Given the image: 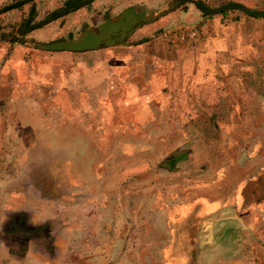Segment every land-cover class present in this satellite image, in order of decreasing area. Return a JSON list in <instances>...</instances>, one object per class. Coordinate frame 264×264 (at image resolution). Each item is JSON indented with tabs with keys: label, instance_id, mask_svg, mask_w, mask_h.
Wrapping results in <instances>:
<instances>
[{
	"label": "rangeland",
	"instance_id": "rangeland-1",
	"mask_svg": "<svg viewBox=\"0 0 264 264\" xmlns=\"http://www.w3.org/2000/svg\"><path fill=\"white\" fill-rule=\"evenodd\" d=\"M23 1L28 5L36 1V14L63 11L60 7L63 0H0V9L14 3L22 4L0 17V44L5 45V49L0 48V264H23L22 260L11 257L13 253L9 247L22 254L24 241L18 237L27 238L32 232L34 224L25 208L29 204L26 202L39 197L37 192H30L32 183L42 188L45 198L55 199L58 194L69 193L75 187L84 193L81 196L91 200L90 206L79 205L77 239L57 253L55 247L51 248L53 236L47 234L49 249L47 256L38 258L40 264H198L202 248L222 246L224 243L220 241L222 238L227 240L228 235L225 232L209 235L204 225L206 219L212 218L210 213H200L198 208L186 211L181 205L189 195L192 200L199 198L197 196L208 200L227 196L248 172L253 174V170L256 172L264 163V23L252 26L256 30L255 36L245 33L241 36L244 43L235 61L224 64L222 76L211 78L207 89L193 100L195 104L202 101L207 111L217 110L213 114L219 123L217 130H132L124 127L129 125L134 115L91 116V109L90 113L74 110L73 106H80L77 98L68 99L72 106L66 118L53 108L48 110V102L54 106L56 99L50 98L54 97V89L46 83H32V89L27 92L29 97L24 96L23 77L20 79L23 82L12 81L15 68L5 61L12 47L8 43L18 39L14 33L27 13ZM132 1L136 0H127L128 3ZM144 1L132 7L131 12H137L140 17L132 23L164 19L156 33L163 42L167 41L168 46L175 49L195 53L194 47L202 37L200 23L206 16L194 3ZM193 1H200L210 8L229 2L240 3L237 0ZM242 1L248 4L244 6L249 9L264 11V0ZM149 4H154L157 10L147 9ZM225 13L245 15L239 11L221 14ZM86 14H91V7ZM67 16L62 21L60 16L55 17L51 23H57L59 29L67 22L73 24V14ZM100 17L97 16L96 20ZM100 28L75 30L52 44L70 52L96 48L112 37L109 31L114 28V21L106 22L98 31ZM95 31L98 32L94 36ZM123 38L124 34L115 40ZM155 43V40L151 41L147 50L158 55ZM249 44H254L253 50L246 48ZM232 57L229 56L230 59ZM10 86L16 88L18 98L8 97L7 88ZM215 104L217 107L213 108ZM43 107L47 112H40ZM12 109L17 113L10 112ZM114 110L118 113L121 107L115 106ZM190 116L196 117L195 114ZM203 116L209 118L211 114L203 113L202 120ZM178 118L180 121L188 119L182 114ZM176 149L188 152L187 157L170 171L168 164L163 162ZM237 170L240 171L238 177ZM9 182L15 191L14 210L11 209L14 206L7 209L8 194L3 188ZM246 182L237 187L239 195L234 201L235 213L232 216L237 217L238 222L251 214L259 219V208L263 207L258 202L264 196V179L257 184ZM249 197L255 202L244 209V200L248 203ZM199 202L195 200L192 205ZM174 207L177 208L174 210ZM88 215L95 216V221ZM108 219L124 221L123 226H110V236L103 233L101 225ZM255 233L256 237L261 235L257 228ZM206 234L208 236L204 237ZM245 244L240 239L238 249H244ZM261 248L256 246L254 264H264V253L259 254L263 251ZM233 260L238 261L236 258ZM208 261L211 262L212 258Z\"/></svg>",
	"mask_w": 264,
	"mask_h": 264
},
{
	"label": "crops",
	"instance_id": "crops-1",
	"mask_svg": "<svg viewBox=\"0 0 264 264\" xmlns=\"http://www.w3.org/2000/svg\"><path fill=\"white\" fill-rule=\"evenodd\" d=\"M67 1L63 0L61 3L62 10ZM237 1L248 6L242 0ZM140 2L145 3L144 0L130 3L127 0H91L74 12L64 14V11L61 13L51 11L43 15L34 12L36 1L31 2L30 5L25 4L23 8L27 9V13L22 17L23 26L20 24V28L14 33V36L19 40L13 39L14 42L8 43L12 47L8 58L5 59L10 67L15 68L12 73V81L18 83L24 81L26 93L24 96L27 97H29L27 92L32 89V83L39 82L41 85L46 83L50 89H54V97L50 96V98L58 99V101H54V106L51 101L48 102V110L53 108L64 118L67 117L65 115H68L70 106H72L68 99L77 98L80 106H73L74 110L90 113L91 109V116L94 114L114 115L115 117L118 114L134 115L129 125L124 127L126 129L217 130L219 123L213 118V114L217 113V110L209 109L207 111L208 109L202 101L198 100V104H195L193 100L195 97H200L203 89H207L210 80L222 76L224 64H232L235 61L234 58L244 43L241 41V36L245 34L255 36L256 30L252 26L264 23L262 21L264 18L256 19L245 15H228L227 13L203 17L205 19L200 23L201 41L198 46L194 47L196 52L192 53L185 49L168 46V42L166 41L165 44L164 40L156 34L160 26L163 25L164 19L132 23L135 18H140L137 12H131L132 7ZM90 7L91 14H86ZM146 8L157 10L158 7L149 4ZM70 14H73L74 17V23L71 25L67 22V25L59 29L57 23H51L55 17L60 16L62 21ZM1 15L3 13L0 14V17ZM99 15L101 17L97 21L96 17ZM109 21H114V28L110 29L109 33L112 37L104 45L70 52L52 44L56 40L68 37L75 30L88 28L94 30L101 27L98 29L99 31ZM129 26L131 28L127 30ZM97 32L95 31L94 36ZM123 34L125 38L115 40L117 36ZM151 39L156 41L157 49L155 51L158 55L147 50V46L153 41ZM0 48L5 49V45L1 43ZM246 48L253 50L254 44H249ZM229 56L233 57L230 59ZM21 77H23V81L20 80ZM12 87L7 88L8 97L18 98L19 93L16 88ZM95 104L96 106H94ZM216 105L213 108L217 107ZM115 106L121 107L120 112L117 113L114 110ZM93 107L98 108L94 109ZM204 107L205 109H203ZM12 111L17 113L13 109L10 110V112ZM40 112H47V109L43 107V111ZM203 113L211 114V116L209 118L203 116L202 120ZM180 114L187 115L188 119L183 118V121H180L178 118ZM190 114H195L196 117L190 116ZM109 122L112 123V121ZM30 127L33 128L31 125ZM98 128L103 127L98 126ZM177 152L180 151L174 150L166 158ZM251 172H248L245 178L238 182L230 194L221 199L208 200L197 196L199 198L192 200V196L189 195L181 205L186 211L198 208L200 213L203 211H205V215L210 213L212 218L206 219L204 225L209 235H215L218 232H225L228 235L227 240L223 241L224 238H222L220 241L224 243L222 246L214 244L215 246L211 249L202 248L198 256V264H217L218 259V264H254L256 246L262 247L263 251H259V254L264 253V239L262 238L264 234V232L262 234L264 231V203H261L264 201V196L259 198L258 202L260 206H263L259 208V219L261 220L251 214L242 218L243 220L240 219L242 222H238L237 217L232 216L235 213L234 201L238 199L239 195L237 187L245 181L256 184L262 182L264 163L256 172L254 170L253 174ZM236 173L237 177L240 176L239 170ZM6 184L7 186L3 188L8 194L7 209L10 210L16 203L15 191L10 188V182ZM225 185L227 186V184ZM30 189L31 193L35 191L39 195L34 201L26 202L29 203L28 208L25 206L26 210L30 212L34 224L31 228L32 232L27 238L18 237L19 240L23 239L24 241L22 254L13 247H9V250L13 253L10 254L11 257L22 260L23 264H40L41 261L38 258L43 259V256H47L49 249L46 243L47 234L53 236L51 248L55 247L57 253L58 250L62 252L64 248H68L69 244L77 239L80 222L79 205L82 203L90 206L91 200L85 198L84 195L81 196L84 193L80 191V188L75 187L69 193L58 194L55 199L49 196L45 198L42 195V188L35 183L30 185ZM195 200H200V202L192 205ZM254 202L252 197H249L248 203L244 200L243 208H247L248 204L251 205ZM15 208L14 206L11 209ZM176 208L174 207V210ZM88 216L89 219L92 217L93 222L95 221V216ZM256 216L258 215L256 214ZM44 223L47 224L42 228ZM101 225L104 229L103 233L110 236L112 235L111 227L123 226L124 221L108 219ZM255 228L261 233V235H257L258 238ZM208 234L204 237H207ZM240 239L242 243H246L244 249H238L240 248ZM13 240L16 241V239ZM208 258H212V261H208ZM234 258L238 261H234ZM250 258H252V262H249Z\"/></svg>",
	"mask_w": 264,
	"mask_h": 264
},
{
	"label": "water",
	"instance_id": "water-1",
	"mask_svg": "<svg viewBox=\"0 0 264 264\" xmlns=\"http://www.w3.org/2000/svg\"><path fill=\"white\" fill-rule=\"evenodd\" d=\"M181 4L183 3H194L197 9L204 14L205 16L217 15L221 14L225 11H239L245 15H248L253 18H262L264 17V11H254L252 9L247 8L246 6L242 5L241 3L237 2H229L223 6L218 8H210L204 5L200 1H193V0H179Z\"/></svg>",
	"mask_w": 264,
	"mask_h": 264
},
{
	"label": "trees",
	"instance_id": "trees-1",
	"mask_svg": "<svg viewBox=\"0 0 264 264\" xmlns=\"http://www.w3.org/2000/svg\"><path fill=\"white\" fill-rule=\"evenodd\" d=\"M90 1L91 0H68L65 3V8H63L64 14L74 12V11L78 10L79 8H81L82 6L88 4ZM23 2H24L23 4L26 3V1H23ZM21 5L19 3L6 5L0 9V14L11 11L12 9L19 8ZM22 26H23V23H22ZM24 27H26V26H24ZM185 157H186L185 152H177L175 155L166 158V160L163 163H167L168 164L167 165L168 170L172 171V170H174L175 164L179 161L184 160Z\"/></svg>",
	"mask_w": 264,
	"mask_h": 264
},
{
	"label": "built area",
	"instance_id": "built-area-1",
	"mask_svg": "<svg viewBox=\"0 0 264 264\" xmlns=\"http://www.w3.org/2000/svg\"><path fill=\"white\" fill-rule=\"evenodd\" d=\"M180 39L183 40V37H181Z\"/></svg>",
	"mask_w": 264,
	"mask_h": 264
}]
</instances>
